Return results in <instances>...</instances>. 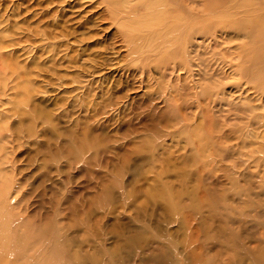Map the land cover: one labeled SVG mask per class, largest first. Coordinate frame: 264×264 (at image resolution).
I'll return each instance as SVG.
<instances>
[{
	"label": "rangeland",
	"instance_id": "obj_1",
	"mask_svg": "<svg viewBox=\"0 0 264 264\" xmlns=\"http://www.w3.org/2000/svg\"><path fill=\"white\" fill-rule=\"evenodd\" d=\"M254 1L0 0V264H264Z\"/></svg>",
	"mask_w": 264,
	"mask_h": 264
},
{
	"label": "bare ground",
	"instance_id": "obj_2",
	"mask_svg": "<svg viewBox=\"0 0 264 264\" xmlns=\"http://www.w3.org/2000/svg\"><path fill=\"white\" fill-rule=\"evenodd\" d=\"M104 3L107 2V5L114 9L115 13H118V3L120 0H102ZM254 1V0H253ZM155 5L154 10H160L162 16L164 15V8L168 5H165L166 0L163 1L162 5L158 6L156 0H151ZM256 1H254L255 3ZM151 3V5H152ZM169 9V6H168ZM167 9V11H168ZM168 14V12H167ZM191 14L197 17V11L192 9ZM166 15V13H165ZM249 21L248 26H246L245 35H249L248 41L244 46L250 45L249 51V61H248V75L249 81L254 85L255 89L258 90V96L261 102L264 105V12L260 8H252L251 14L248 13ZM195 17H193L195 19ZM161 18V16H160ZM183 18V15L179 16L178 19ZM175 18H172L174 22ZM159 21V16L154 18L153 24L150 26L152 28ZM166 31V28L164 29ZM177 31V28L174 27L173 33ZM247 46V47H248Z\"/></svg>",
	"mask_w": 264,
	"mask_h": 264
}]
</instances>
